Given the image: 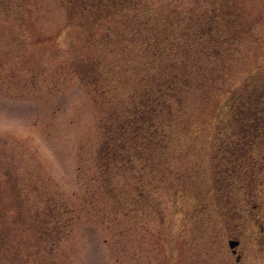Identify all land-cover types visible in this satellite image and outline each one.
I'll return each mask as SVG.
<instances>
[{
	"label": "rangeland",
	"instance_id": "374dc122",
	"mask_svg": "<svg viewBox=\"0 0 264 264\" xmlns=\"http://www.w3.org/2000/svg\"><path fill=\"white\" fill-rule=\"evenodd\" d=\"M241 16L227 70L219 67L225 86L209 103L197 102L199 116L183 142L188 188L160 190V214L135 227L113 214L97 180L99 114L71 68L61 1L0 0V162L24 192L34 186L72 208L75 225L63 246L70 264H264V131L235 154L241 177L230 178L239 201L232 220L211 188L218 106L230 94L244 95L246 130L264 125V0H246ZM244 191L256 199L254 212ZM232 240L239 241V261Z\"/></svg>",
	"mask_w": 264,
	"mask_h": 264
},
{
	"label": "trees",
	"instance_id": "16d2710c",
	"mask_svg": "<svg viewBox=\"0 0 264 264\" xmlns=\"http://www.w3.org/2000/svg\"><path fill=\"white\" fill-rule=\"evenodd\" d=\"M60 1L71 68L99 114L101 192L115 216L137 227L141 217L160 214V190L188 188L183 142L199 116L197 102L209 103L225 86L219 67L227 70L246 0ZM243 97L228 95L216 113L221 140L213 151L225 154L228 175L221 178L214 152L211 188L229 220L239 206L230 181L241 177L235 154L264 131V125L246 130ZM9 168L0 162V264H70L63 246L75 225L72 208L34 186L24 192ZM244 195L245 207L257 210L256 199Z\"/></svg>",
	"mask_w": 264,
	"mask_h": 264
},
{
	"label": "water",
	"instance_id": "95a60500",
	"mask_svg": "<svg viewBox=\"0 0 264 264\" xmlns=\"http://www.w3.org/2000/svg\"><path fill=\"white\" fill-rule=\"evenodd\" d=\"M237 244H238L237 242L230 241V242H229V247H230V248H234L235 246H237Z\"/></svg>",
	"mask_w": 264,
	"mask_h": 264
},
{
	"label": "flooded vegetation",
	"instance_id": "af4514ba",
	"mask_svg": "<svg viewBox=\"0 0 264 264\" xmlns=\"http://www.w3.org/2000/svg\"><path fill=\"white\" fill-rule=\"evenodd\" d=\"M236 241H238V240H236ZM239 246V245H238ZM238 248V247H237ZM237 248H236V253H235V256H236V259L239 261L240 260V255L238 254V250H237Z\"/></svg>",
	"mask_w": 264,
	"mask_h": 264
}]
</instances>
